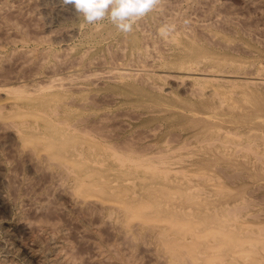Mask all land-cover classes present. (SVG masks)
Returning <instances> with one entry per match:
<instances>
[{"label":"bare ground","instance_id":"obj_1","mask_svg":"<svg viewBox=\"0 0 264 264\" xmlns=\"http://www.w3.org/2000/svg\"><path fill=\"white\" fill-rule=\"evenodd\" d=\"M219 1L162 0L151 17L156 37L145 30L106 55L92 58L87 49L75 59L67 45L53 48L74 28L54 34L49 26L52 16L65 20L72 11L59 2L54 13L42 0H0V49H10L0 53V227L11 246L0 240V251L8 250L0 264H17L18 256L29 264H264L253 185L235 183L251 164L264 177V65H239L255 60L245 47L255 45L252 36L264 50V26ZM244 1L264 18V0ZM241 36L245 44L236 42ZM29 44L46 50H27ZM92 63L110 70L88 75ZM100 96L163 102L175 109L167 127L161 117L145 127L159 120L157 128H194L207 148L190 151L187 141L169 148L174 133L161 147L134 133L124 137L119 126L112 130L110 113L99 115Z\"/></svg>","mask_w":264,"mask_h":264},{"label":"rangeland","instance_id":"obj_2","mask_svg":"<svg viewBox=\"0 0 264 264\" xmlns=\"http://www.w3.org/2000/svg\"><path fill=\"white\" fill-rule=\"evenodd\" d=\"M44 1V2H43ZM62 1V2H61ZM187 1H190V0H182V2H183V4L185 5V3L184 2H187ZM193 1H196L197 3H203L202 5H204L205 3L207 4V3H209L210 1L212 2L213 0H205L204 2H203V0H193ZM217 1H219V0H217ZM221 1V3L223 2V0H220ZM219 1V2H220ZM230 2H227L226 0H224V5L222 4V6L223 7H225V6H227V7H230V4H231V7H235V10L233 9V11H236L237 10V12H240V11H244L245 12V14L246 15H249V12L251 13L249 16H248V19L250 20V19H252V21H254V19L256 20V21H254V22H256V23H258L259 25H260V29L264 26V22H263V19L264 18H262L260 15H258V14H256L255 15V12H253L254 14H252V12L251 11H247L248 10V7L250 6L248 3H245V1L244 0H229ZM241 1V2H240ZM244 1V2H243ZM49 2V3H48ZM57 2H59V4H61V5H58V6H60L59 8L61 9V8H64V10H67L68 11V9H69V11H72L71 12V15L74 17H71V15L68 17V18H71L72 20L71 21H69V19L68 18H66L65 20H66V22H65V20H59V18H56V15H54V16H52L53 18H51V25H50V21H49V26L51 27H49L48 25V27L51 29V31L53 32V31H55V33L54 34H59L61 31L60 30H62V31H64V27H65V30L66 31H68L67 29H68V27H70L69 28V30H70V32L72 31V28H74L73 30V34H72V36H74V37H70L69 38V40L68 39H66V40H64V42L65 41H67V42H65V43H63V41L61 40L60 42H55V45H53L54 47L53 48H55L56 50H58V51H62V50H64L65 48L64 47H69V48H71V49H73L72 51H71V54H72V56L73 57H75V59H77L79 56H83V55H86V54H83V53H87V51L88 50H90L89 52H90V56L93 58L94 56H96V55H101V56H103V55H106V53H105V51L108 49H111V47H112V49H116L118 46V44H119V42L121 41V39L122 38H125V37H128V36H130V35H132V34H136L137 36H139V35H143V33H141L142 31H144V33H145V30H146V32L147 31H149L150 32V34H151V36H153V37H156L155 35V32L154 31H156V27H157V25L156 24H154L152 21H151V17H153V16H157V13H159L160 14V12H159V10H157L158 8H159V5H160V3L162 2V0H157V2H156V4H155V6H154V8L150 11V12H148L145 16H143L142 18H139V19H137L136 21H135V23H134V25H133V29H132V31H130V32H122V31H120L117 27H116V25L106 16L103 20H101V21H98V22H96V24H89V23H87L85 20H84V17H83V14H81V13H79V12H75V10L73 11V9H72V5L71 4H67V6H66V3L63 1V0H56V1H54L53 0V3H52V0H42V5H41V7H45L44 8V11H46L47 9L48 10H51L52 12L54 11V13H56V10H57V8H58V6H57ZM159 2V3H158ZM47 3V4H46ZM241 5H240V4ZM262 3H264V1L262 2ZM44 4V5H43ZM54 6H53V5ZM64 4V5H63ZM159 4V5H158ZM225 4H228V5H225ZM236 4V5H235ZM240 6H239V5ZM248 5V6H245V5ZM46 5L49 7H46ZM71 5V7H69ZM55 6H57V7H55ZM239 6V7H238ZM242 6V7H241ZM245 6V7H244ZM41 7H40V9H41ZM69 7V8H68ZM157 7V8H156ZM230 7V8H231ZM241 7V8H240ZM42 8V9H43ZM47 8V9H46ZM51 8V9H50ZM54 8H56V10L53 9ZM58 8V9H59ZM246 10H245V9ZM46 9V10H45ZM156 11V12H155ZM76 13V14H75ZM194 13V17L197 15V11H196V13H195V11L193 12ZM242 13V12H241ZM80 14V15H79ZM78 15V16H77ZM252 15V16H251ZM159 16V15H158ZM192 17H193V14H192ZM254 17V18H253ZM256 17H258L257 19H256ZM55 18V19H54ZM76 18V19H75ZM79 18V19H78ZM144 18H146V20L144 19ZM55 21H54V20ZM56 19H57V21H56ZM74 19V20H73ZM53 20V21H52ZM59 20V21H58ZM69 22H68V21ZM143 20L145 21L144 23H145V27L143 26ZM60 21H62V22H60ZM63 21H64V23H63ZM110 21V22H109ZM58 22H59V24H58ZM141 22V23H140ZM262 24H261V23ZM98 23V24H97ZM137 23H138V25H137ZM160 24H161V22H160ZM140 26V27H139ZM143 26V28L142 29H144V30H137L138 28L140 29L141 27ZM146 26H150V29L149 28H146ZM156 26V27H155ZM54 27V28H53ZM98 27V28H97ZM137 27V28H136ZM153 27L155 28V30L153 29ZM53 28V29H52ZM56 28H62V29H59V31L57 30H55ZM96 28V29H95ZM81 29V30H80ZM152 29V30H151ZM263 29H264V27H263ZM76 31V32H75ZM56 32H58V33H56ZM75 32V33H74ZM80 32V33H79ZM149 32H147V35H149ZM62 33V32H61ZM77 36V34H79L77 37L75 36V35ZM82 36H81V35ZM88 34V35H87ZM153 34V35H152ZM86 36V37H85ZM258 36V37H257ZM254 35V36H252L251 37V39L253 40V41H258V38H260V36L259 35ZM76 38V39H75ZM257 38V39H256ZM74 40V41H73ZM72 41H73V43H72ZM83 41V42H82ZM247 40H246V38H244L243 36H241V37H239L238 38V40L236 41V42H238V44L240 43V42H242L241 44H245V42H246ZM256 41H255V45H248V44H245V47H248L249 48V50L250 51H252L253 53H254V55H255V53L257 54L256 56H255V60H247V59H245V60H247V61H245L244 59L243 60H239V61H241V62H239L240 64L239 65H244L245 67L247 66L248 67V65H249V67L247 68H245V69H251V68H253L255 65H253V64H262V65H264V54H262V53H264V50H258L259 48H257L256 47ZM62 43V44H61ZM77 43V44H76ZM67 45V46H66ZM105 45H107V46H105ZM112 45V46H111ZM248 45V46H247ZM258 45V44H257ZM36 46V47H35ZM41 46V47H40ZM83 46V47H82ZM252 46V47H251ZM32 47V48H31ZM45 47V48H44ZM92 47V48H91ZM107 47V48H106ZM116 47V48H115ZM256 47V48H255ZM260 47V46H259ZM6 48V49H5ZM33 49V50H37V51H39V52H44L45 50H46V45H34V44H29L28 46H26V49L27 50H31V49ZM35 48V49H34ZM3 49V48H2ZM9 48L8 47H4V50H1L0 49V53L2 54V55H4L5 53H6V51H7V53H9L10 52V49L8 50ZM41 49V50H40ZM88 49V50H87ZM256 50H258L257 52H256ZM83 51V52H82ZM102 53V54H101ZM173 56L174 55H177V53H178V50L176 49V50H174V51H172V52H170ZM87 55H89V53L87 54ZM127 55H128V53H127ZM122 61H121V60ZM120 59H119V62H118V60H117V63L119 64L120 63V65H123L124 63H126L125 62V59L124 58H122V56L120 57ZM238 59V58H237ZM262 61H261V60ZM96 62V61H95ZM95 62H93V63H95ZM124 62V63H123ZM245 62V63H244ZM261 62V63H260ZM92 63V67H90V70L88 69L87 70V74H88V72L90 71L91 73L90 74H88V75H93V74H95L96 73V71H98L97 69H103V70H100L99 71V73L98 74H104V72L106 73V72H108L110 69H109V67H110V65H108L107 64V66H106V69H105V67H99L97 64H93ZM97 63V62H96ZM121 63H123V64H121ZM250 63H252V64H250ZM206 64H204V66H205ZM97 66H98V68H97ZM251 67V68H250ZM88 68V67H87ZM96 68V69H95ZM157 69V68H156ZM155 69V70H156ZM158 70V69H157ZM95 73H94V72ZM104 71V72H103ZM173 70H171V69H163V70H158V74H163V72H172ZM103 84V82L102 83H100V86L99 87H101V85ZM97 88V87H96ZM95 87H94V89H96ZM98 89V88H97ZM96 91V90H95ZM173 92H174V94H173V96L172 97H181V93L179 92V90H172ZM175 91H177V92H175ZM96 92H92L91 94H95ZM94 96V95H93ZM113 97H115V98H113ZM113 97H110V98H107V101H108V105H105L106 103H107V101L105 100V99H103L104 97H97L98 98V100H99V98L100 99H102V100H100L99 102L100 103H102L101 105H103V110H100L99 111V115H102V113L104 114V116L105 115H107V113H108V115H109V113H110V115L109 116H107V117H111L112 118V120L110 121V124H114L115 123V120H116V123L113 125V128H112V130H114L115 132H118L119 130V128H120V133L121 134H123L124 133V131H125V133L123 134L124 135V137H126V136H129V135H131V136H133L132 134L134 133V136H135V138H137L138 136V138L137 139H141V140H144V138L143 137H145V143H147V144H157L158 143V145H159V147H161L160 145H163V143L165 142V141H167L169 138H173L172 137V134L174 133V137H175V135H176V139H174L175 141H173L172 139L171 140H168L169 142H166V143H171L172 141V144H169V148H175V150L176 149H179V147H181L182 146V144H186L185 143V141H187L188 143H191L188 147V149H190V146H192V148L194 147H196L195 149L193 148L192 150H193V152L194 151H196V150H203V149H206L207 147H205V145L202 143L201 144V142L200 141H202V139H201V137H199L198 136V133H197V130L196 129H194V128H166L167 126H166V123H167V118L170 116V112H174L173 110H175V109H173V110H171L170 108L171 107H169L168 105V108H167V106H165L164 105V103L162 102V103H157L156 101H155V99L154 98H152V97H145V98H141V99H134L133 101H130V102H128V100H127V98L126 97H124V96H113ZM120 97V98H119ZM182 97H185L184 95H182ZM111 99L113 100H115V99H117V100H115V101H117V102H113V101H111ZM105 100V101H104ZM111 102H113V103H111ZM104 102V103H103ZM106 102V103H105ZM145 102V103H144ZM111 103V104H110ZM137 104V105H136ZM113 105V106H112ZM119 105V106H118ZM126 106V107H125ZM121 107V108H120ZM160 107V108H159ZM165 107V108H164ZM114 108V109H113ZM139 108V110H137ZM158 108V109H157ZM111 110V111H110ZM124 110H126V111H128V112H124L123 113V111ZM129 110H130V112H129ZM119 112V113H117V112ZM122 113H121V112ZM153 111H155V112H153ZM101 112V113H100ZM105 112V113H104ZM115 112L118 114V116L120 117H122L123 115V117H122V119H119V117H117V114L115 115ZM135 113V115H133V113ZM114 113V114H113ZM121 113V114H120ZM128 113H132V115L131 114H129L130 116L128 117ZM137 113H140V114H137ZM125 114H127V115H125ZM136 114H137V116H136ZM141 115V116H140ZM143 115H146V116H143ZM125 116H127L128 118H135L134 120H136V121H130V119H128L127 120V117H125ZM132 116H135V117H132ZM114 117H117L116 119L114 118ZM120 117V118H121ZM159 118V117H161L162 118V121L160 122L161 124H163V125H165L166 127H161V128H159L160 126H158V128L156 127L157 126V124H158V122H159V120H158V122H155V123H153V124H151V125H149V126H147V128L145 127V121L147 120V119H154V118ZM111 118H109V119H111ZM123 118H126V119H123ZM137 118V119H136ZM139 118V119H138ZM120 123H119V122ZM126 122V123H124V122ZM113 122V123H112ZM118 122V123H117ZM123 122V123H122ZM129 124H128V123ZM159 123V125H161ZM118 124H120L121 126H123L124 128V130L122 129V127L120 126V125H118ZM124 124L126 125V128H125V126H124ZM131 124V125H130ZM116 125V126H115ZM156 125V126H155ZM115 126V127H114ZM118 126H119V128H118ZM127 126H129L128 128H127ZM117 127V128H116ZM145 127V128H144ZM154 127H156V128H154ZM150 128H152V129H154L153 130V132H151L152 131V129H150ZM111 129V128H110ZM145 131H144V130ZM150 129V133H146V131H148ZM158 129H160L159 130V132L161 133H159L158 132ZM229 129V128H228ZM230 129H235V128H230ZM123 130V131H122ZM135 130H137V131H135ZM171 130V131H170ZM134 131V132H133ZM155 131V132H154ZM179 131V132H178ZM143 132H144V134H143ZM149 132V131H148ZM146 133V134H145ZM152 133V134H151ZM154 133H156V134H154ZM178 133H180V135L178 134ZM125 134H126V136H125ZM136 134H137V136H136ZM152 136H151V135ZM143 135V136H142ZM145 135V136H144ZM153 135H154V137H153ZM181 136L180 138L178 137L177 138V136ZM141 136V137H140ZM147 136V137H146ZM168 136V138H166ZM170 136V137H169ZM188 136V137H187ZM130 137V136H129ZM149 137V138H148ZM187 137V138H186ZM149 140H148V139ZM153 138V139H152ZM166 138V139H165ZM179 141H178V140ZM184 139V140H183ZM201 139V140H200ZM189 140H190V142H189ZM195 140V141H194ZM151 142H153V143H151ZM175 142L177 143V144H175ZM184 142V143H183ZM198 143H199V145H198ZM181 144V145H180ZM201 144V145H200ZM164 146V145H163ZM173 146V147H172ZM199 146V147H198ZM220 146V145H219ZM209 147V146H208ZM199 148V149H198ZM187 149V150H188ZM210 148H208V150H209ZM184 151V149H181V151L179 152V154L181 153H184V152H186L185 154L189 157V153H190V151H191V149H190V151L188 150V151ZM184 151V152H183ZM254 165V166H253ZM251 164V165H249V167H248V169H245V170H241V171H238V172H242V176L244 175L245 177H243V178H241V180L239 179L238 181L236 180V182L235 183H237L238 185H242V183L244 184L245 182H246V184L247 185H249V187H251V185H253L252 186V188H250V193H251V196L250 197H252V198H250V199H252V200H254L255 201V203H256V201H257V203H256V206L257 207H255V210H256V212H258L259 211V209H260V211H259V214L258 213H256L255 211H254V213H255V216L257 215V217H259V219L261 220V221H264V212H263V210H264V204L262 205V206H260L259 204L260 203H262L263 201H264V199H263V197H264V182H262L263 180H264V177H262V175H261V177H262V179L263 180H261V177H258V176H256V174H258V173H256V171L258 170L257 168H259L258 166V164ZM256 165V166H255ZM258 165V166H257ZM226 165H224V167H225ZM256 167V168H255ZM253 170V171H251V170ZM213 171V173H215L216 174V172L217 171H219L218 169L215 171V169H212ZM256 170V171H255ZM249 171V172H248ZM231 174L232 173H234L235 174V172L236 171H234V170H231V171H229ZM254 174H253V173ZM249 175H248V174ZM250 176V177H249ZM264 176V175H263ZM249 177V178H248ZM253 178V179H252ZM251 179V180H250ZM256 179V180H255ZM260 179V180H259ZM224 183H226L227 184V186L228 187H230V186H234L235 187V183L233 184V183H231V181H228V180H226L225 181V179H221ZM249 180V181H248ZM257 181V182H256ZM228 182V183H227ZM252 182V183H251ZM263 183V184H262ZM229 184H230V186H229ZM251 184V185H250ZM256 184V185H255ZM259 184V185H258ZM263 187H261V186ZM259 186V187H258ZM257 187V188H256ZM255 188H256V190H255ZM260 188V189H259ZM254 189V190H253ZM258 189H259V191H258ZM262 190V191H261ZM258 191V192H257ZM261 191V192H260ZM263 192V193H262ZM253 193V194H252ZM254 195H256V196H254ZM253 196H254V198H253ZM256 198H258V199H256ZM262 199V200H261ZM260 202V203H259ZM259 203V204H258ZM264 203V202H263ZM258 204V205H257ZM259 206V207H258ZM258 210V211H257ZM262 210V211H261ZM261 213V214H260ZM258 215H260V216H258ZM92 221H94V219H92ZM1 225V224H0ZM2 230V231H1ZM0 240H1V242H4V240L5 241H7L6 239H8L9 240V237L7 238V236H6V234H5V232H4V230L3 229H1V227H0ZM113 233H115V231L114 232H112V234ZM5 236H4V235ZM2 238H3V241H2ZM5 244H6V249H7V247L8 246H10L9 244H10V242L8 241V242H4ZM8 245V246H7ZM11 247V246H10ZM5 248L3 249L2 248V252L0 251V253H1V255L2 256H4L5 255V253L4 252H8V250H6ZM9 249V248H8ZM4 251V252H3ZM80 251H85V250H81L80 249ZM6 252V253H7ZM86 252V251H85ZM4 254V255H3ZM146 256V255H145ZM147 257V256H146ZM146 257H145V259H146ZM20 258H22V259H20ZM23 259L24 260H26L24 257H19L18 256V258H16L15 260L17 261L16 263L18 264V263H20V264H26V263H28L29 264V262H26V261H24V263H23ZM147 259H148V257H147ZM147 261V260H146ZM26 262V263H25ZM30 264H32V263H30Z\"/></svg>","mask_w":264,"mask_h":264},{"label":"clouds","instance_id":"obj_3","mask_svg":"<svg viewBox=\"0 0 264 264\" xmlns=\"http://www.w3.org/2000/svg\"><path fill=\"white\" fill-rule=\"evenodd\" d=\"M82 13L84 20L95 24L106 16L122 32H130L135 21L150 12L157 0H64ZM162 34H166L162 30Z\"/></svg>","mask_w":264,"mask_h":264}]
</instances>
